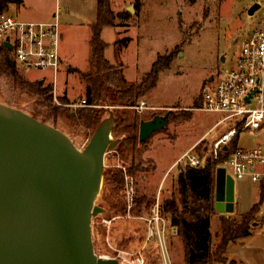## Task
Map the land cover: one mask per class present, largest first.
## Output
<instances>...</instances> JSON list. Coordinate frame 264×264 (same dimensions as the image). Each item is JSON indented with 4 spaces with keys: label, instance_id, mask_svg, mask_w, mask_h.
I'll use <instances>...</instances> for the list:
<instances>
[{
    "label": "rangeland",
    "instance_id": "1",
    "mask_svg": "<svg viewBox=\"0 0 264 264\" xmlns=\"http://www.w3.org/2000/svg\"><path fill=\"white\" fill-rule=\"evenodd\" d=\"M136 2L139 11L134 9ZM112 3L128 14L113 21V27L120 37H131L121 54L125 65V78L135 82L141 80L157 55H169L170 64L159 72L156 85L137 100L136 104L144 103L143 108L137 110L132 106L108 104H97L94 107L102 109V116L107 115L109 107L113 114L126 111L135 114L139 120L149 119L152 113L164 114L169 110L170 114L163 129L151 134L144 144H137L132 161L134 166L140 165L139 169L129 172V152L126 153V158L116 151L105 154L103 170L114 168L121 171L123 188L117 194L111 195L110 187L102 178L95 203L104 211L91 218L93 248L102 257H117L118 251L122 252L121 255L140 251L143 264H182V242L168 221L163 219L157 222L162 238L160 248L156 234L149 239L146 236L147 223L142 217L148 215V209L141 208L139 214H133L131 209L134 205L130 208V215L127 213L123 192L126 182L124 173L130 176L135 197L145 196L160 203L176 190L177 168L173 162L192 142L198 139L191 153L199 159L206 153H212L214 142L233 124L231 120L219 122L223 117L220 112L197 110L194 101L201 88L212 86L220 74L232 67L240 41L255 29L264 27L263 9L259 8L251 15L248 14L251 5L249 0H112ZM22 4L23 2L11 4L8 9L13 16L23 20L43 19L47 15L45 9H54L57 5L55 0H26L25 8ZM31 5L37 9H33ZM129 6L133 11L126 10ZM56 9L60 49L67 53L73 64L67 63L65 55L63 64H68L69 67L66 69L62 64L55 82L51 80L50 73L45 71L23 66L18 71L29 81L41 80L43 85L50 83L53 104H57L54 96L58 101V97L64 95L68 100L67 106L76 109L83 106L85 84L69 69L83 71L88 68L87 40L90 33L85 25L80 24L83 20L80 16L67 15L62 6ZM104 31L108 32L103 33L102 40L108 42L112 32L109 29ZM109 50H112V46L107 45L106 54ZM0 102L30 114L34 98L28 93L19 92L7 77L0 75ZM186 113H190V117L184 118ZM46 123L67 134L77 148H82L90 135L82 127L73 129L61 119L55 125L49 121ZM258 138L264 140V133L257 135L245 131L239 135L237 144L249 148L256 144ZM172 163L174 165L166 171ZM255 192L254 183L247 179L235 180L234 209L230 213L216 210L213 197L211 214H208L210 248L218 241L219 214H229L238 219L243 210L250 206ZM119 197L124 203V210H111L106 207L107 200L115 202ZM198 206L197 202L191 205L192 211L186 216L189 221H195L196 217L206 213L205 208ZM261 214L262 216L256 214V225L259 226L255 225V229L264 223V213ZM104 220L110 221L106 223ZM190 237L194 240L196 235L192 232ZM193 245L196 247L194 243Z\"/></svg>",
    "mask_w": 264,
    "mask_h": 264
},
{
    "label": "water",
    "instance_id": "2",
    "mask_svg": "<svg viewBox=\"0 0 264 264\" xmlns=\"http://www.w3.org/2000/svg\"><path fill=\"white\" fill-rule=\"evenodd\" d=\"M258 7L251 4L248 14ZM2 44L12 50L7 39ZM107 109L77 148L60 129L0 102V264H122L97 255L91 236V218L104 211L95 203L104 157L119 142L111 136L115 117ZM169 114L141 119L138 141L163 129ZM233 187L232 177L218 167L219 212L233 211Z\"/></svg>",
    "mask_w": 264,
    "mask_h": 264
},
{
    "label": "trees",
    "instance_id": "3",
    "mask_svg": "<svg viewBox=\"0 0 264 264\" xmlns=\"http://www.w3.org/2000/svg\"><path fill=\"white\" fill-rule=\"evenodd\" d=\"M21 2L22 0H0V11L7 10L11 4H19ZM134 9L135 11L139 9L137 2L134 4ZM126 16L128 14L125 11L113 12L110 0H96L95 20L88 25L90 33L87 40L89 48L88 68L83 71L76 68L69 69L75 72L85 84L83 106L70 109L66 105L68 100L64 95L58 97L60 104H53L51 84L43 85L39 80L29 81L23 78L18 71L20 66L15 62L12 51L5 48L1 42L0 75L7 77L19 92L28 93L34 98V105L30 112L31 116L40 118L42 122L49 121L54 125L58 119H61L71 128L82 127L85 132L91 134L103 117L102 109L96 108L94 105H136L137 100L144 97L156 85L159 72L166 69L170 64L169 55H157L141 80L135 82L125 79L122 73V63L112 64L105 58L104 50L107 45L100 37L101 30L105 26H113V21L116 18ZM129 40L128 37H122L115 41L116 56H118L123 47H126ZM201 90L194 101L197 107L201 103ZM114 117L111 134L113 138L119 139V142L113 151L118 152L123 158H126V153L129 152L131 163L128 170L129 172H134L140 168V165L134 166L132 156L137 144H144L145 142L138 141L137 132L141 119L139 120L135 114H129L126 111L114 114ZM188 117H190V113H186V116H184V118ZM239 131V129H236L228 140L225 149L220 148L215 158L209 152L200 159V164L197 167L190 166L187 163H176V190L169 197L160 201L159 214L164 220L169 222L175 234L181 239L183 248L182 264L225 262L227 259L224 254L227 245L236 239L248 236L252 232V228L258 224L256 214L262 216L260 204L264 197V190L259 193L258 200L247 211L241 213L238 219L231 217L229 214H219L218 241L210 248L208 214H211L212 209L211 202L214 197L215 172L218 167L225 163L230 153L238 147ZM103 178L110 187L111 195L122 191L121 171L114 168H105L103 170ZM109 200L106 201L108 204L106 207L111 210H124V203L120 197L115 202L114 200L112 202ZM134 200L135 206L131 209L133 214H139L142 211L141 208L143 210L148 209V215L150 214V207L154 203L153 200L151 201L145 196H134ZM195 202L205 208L206 213L196 217L195 221H189L186 216L192 211L191 205ZM192 232L196 235L194 240L190 237ZM193 243L196 247H194ZM229 263L235 264L232 260Z\"/></svg>",
    "mask_w": 264,
    "mask_h": 264
},
{
    "label": "built area",
    "instance_id": "4",
    "mask_svg": "<svg viewBox=\"0 0 264 264\" xmlns=\"http://www.w3.org/2000/svg\"><path fill=\"white\" fill-rule=\"evenodd\" d=\"M258 3L264 17V0H249ZM7 41L12 45L15 62L19 66L33 68L50 73L51 80L56 81L59 68L62 66L60 54V29L56 16L49 20H23L13 16L9 9L0 11V42ZM54 100L57 104H60ZM144 103L133 105L134 109L143 108ZM68 105V104H66ZM197 110L220 112L223 117L219 122L231 120L232 127L214 142L212 155L215 158L220 148L227 145L230 137L239 129L242 132L264 133V27H259L244 37L238 46L234 63L226 72L220 74L212 86L201 90V103ZM256 144L249 148H235L223 167L233 181L249 180L256 185L259 193L264 190V140L258 138ZM192 148L186 150L176 160L197 167L200 159ZM226 165V166H225ZM124 197L127 213L135 205L134 189L130 176L124 173ZM260 213H264V197L260 204ZM134 216V215H132ZM141 217V216H139ZM144 218L147 223V239L156 234L158 245L162 238L157 227L159 220V201L155 200L150 207V214ZM110 220H104L109 223ZM152 224V225H151ZM155 224V225H154ZM117 258L122 264H143L140 251L123 253L118 251ZM107 257V256H104Z\"/></svg>",
    "mask_w": 264,
    "mask_h": 264
},
{
    "label": "crops",
    "instance_id": "5",
    "mask_svg": "<svg viewBox=\"0 0 264 264\" xmlns=\"http://www.w3.org/2000/svg\"><path fill=\"white\" fill-rule=\"evenodd\" d=\"M22 2H23L22 6H23V8H25L26 7V0H22ZM55 3L58 5V6L56 5L58 8H60L62 6L64 11H66L67 15L80 16V18L83 19L80 24L85 25L87 28H88V25L91 24L92 22H94V20H95L96 0H55ZM56 6L54 7V9L52 7H48L47 9H45L47 12V15L45 17H42L43 19H33V20L44 21V20L51 19L53 16H56L58 19V14H56V10H57ZM110 6H111V9L115 13L123 11L121 9V7H119L118 5H113L112 0H110ZM31 7L33 9H37L36 6L34 8L31 5ZM127 8L128 7H126V10H127ZM139 10L140 9H138L137 11H139ZM105 29H109V31H111L112 33L109 35V37H111V39H109L108 42H104V40H103V42L106 43V45L112 46V50H109L106 54V48H105L104 56L112 64H116L117 62L122 63V65H123L122 73H123L125 65L121 60V54L126 49V47H123L121 49V51L119 52L118 56H116L114 43L118 38L128 37L131 40V37H129V36L120 37L118 35V33L115 31L113 26H105L101 30V34H100L101 39L103 37V33L108 32V31H104ZM62 53H63V55H62ZM60 54H61V59H62L61 63L63 64V59L65 60V55L67 53L65 51L61 52V49H60ZM66 58L68 59L67 63L73 64L72 62L69 61L70 58H68L67 55H66ZM64 67L67 69L69 67V65L68 64L64 65ZM123 75L125 77L124 73H123ZM197 141H198V139H196L194 142H192L191 145L188 146L182 153H184L189 148H192L193 146H195ZM238 147H240V146H238ZM182 153L177 157V159L182 155ZM176 160L173 163H175ZM173 163L166 169V171L172 165H174ZM255 191L256 192H255V195L253 196V198L251 200L250 206L256 202V199L258 200V198H259V191L257 190L256 185H255ZM250 206L248 207V209L250 208ZM233 209H234V206H233ZM247 210H243V212H245ZM256 226H259V225H256ZM256 226H254V227H256ZM254 227L252 229V232L248 236L240 238V239H236L227 245V248H226V251L224 254V257L227 259L225 262H215L213 264H231V263H229L230 260L234 261L235 264H264V223H262L261 227H259L257 229H255Z\"/></svg>",
    "mask_w": 264,
    "mask_h": 264
}]
</instances>
